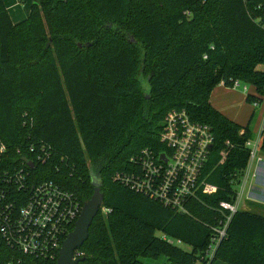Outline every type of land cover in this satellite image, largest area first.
Wrapping results in <instances>:
<instances>
[{
  "label": "trees",
  "instance_id": "obj_1",
  "mask_svg": "<svg viewBox=\"0 0 264 264\" xmlns=\"http://www.w3.org/2000/svg\"><path fill=\"white\" fill-rule=\"evenodd\" d=\"M261 64L264 0H33L18 23L0 0V170L45 144L50 155L31 170L34 181H53L81 204L100 182L108 210L94 217L78 264H264V216L246 210L208 257L219 202L232 199L249 158L248 129L214 108L211 92L237 80L255 89L246 101L261 104ZM174 109L213 135L201 176L217 191L188 200L186 213L113 180L141 149L164 148L159 132ZM260 136L264 153V122ZM56 258L0 246V264Z\"/></svg>",
  "mask_w": 264,
  "mask_h": 264
},
{
  "label": "built area",
  "instance_id": "obj_2",
  "mask_svg": "<svg viewBox=\"0 0 264 264\" xmlns=\"http://www.w3.org/2000/svg\"><path fill=\"white\" fill-rule=\"evenodd\" d=\"M221 84L225 85L223 81ZM240 84L234 80L231 87ZM243 88L247 90L246 85ZM159 140L164 148L159 151L141 149L129 159L132 170L115 172L113 180L164 206L186 213L188 200L217 191L216 185L201 176L213 145L211 128L192 120L185 110L174 109L164 116ZM245 148L249 153L248 162L233 184L232 199L220 201L218 205L222 220L218 227L213 228L209 258L225 237L233 214L242 210L241 203L248 198L247 192L256 177L255 164L261 161L260 136L254 142L247 140ZM28 149L33 158L22 159L12 169L0 170V246L53 260L58 257L62 242L70 226L74 227L83 204L53 181H34L31 170L37 163L48 159L50 150L45 144L38 149L30 144ZM6 150V145L0 141V153ZM100 209L104 212L108 210L102 205ZM168 241L181 244L180 240Z\"/></svg>",
  "mask_w": 264,
  "mask_h": 264
},
{
  "label": "rangeland",
  "instance_id": "obj_3",
  "mask_svg": "<svg viewBox=\"0 0 264 264\" xmlns=\"http://www.w3.org/2000/svg\"><path fill=\"white\" fill-rule=\"evenodd\" d=\"M139 64L141 68H144L145 63L143 59L139 58ZM257 68L264 70V64L258 65ZM139 78L143 83V87L147 91L148 85L146 82V76L140 75ZM243 85L244 84H240L238 87H231V85L218 84L213 88L210 100L214 107L222 110L225 114L227 113L226 115L231 116L235 121L240 122L243 127H246L248 129V140L254 142L257 139L258 132L262 126L264 102H262L261 105H258L256 102H247L245 99L246 91L248 93H254L255 89L251 85H246L247 90L244 91ZM261 156L264 159L263 152ZM249 203L250 201L243 200L240 207L244 208V204L247 206ZM251 205L254 204L252 203ZM252 212L254 211L252 210ZM182 248L187 251L190 250V247L186 245H183ZM144 261L148 264H166L165 259L162 257L158 259L145 258Z\"/></svg>",
  "mask_w": 264,
  "mask_h": 264
},
{
  "label": "water",
  "instance_id": "obj_4",
  "mask_svg": "<svg viewBox=\"0 0 264 264\" xmlns=\"http://www.w3.org/2000/svg\"><path fill=\"white\" fill-rule=\"evenodd\" d=\"M32 166L33 164L30 163V167ZM92 185L93 194L89 200L84 202L81 212L74 223L73 230L63 240L55 264H78L84 260V258L77 256L75 250L87 240L89 227L97 215L104 198L100 182L92 180Z\"/></svg>",
  "mask_w": 264,
  "mask_h": 264
},
{
  "label": "crops",
  "instance_id": "obj_5",
  "mask_svg": "<svg viewBox=\"0 0 264 264\" xmlns=\"http://www.w3.org/2000/svg\"><path fill=\"white\" fill-rule=\"evenodd\" d=\"M3 2L6 6V9H7V12L9 14L10 18H11V21L13 23H18V22L24 20L28 16V14L30 12L31 4L33 3V0H3ZM220 85H221V83H220ZM247 93L248 92H246V95H247ZM252 94H255V92ZM210 102H211V100H210ZM263 102H264V99H263ZM211 105L213 106L212 102H211ZM214 108H216V107H214ZM217 110H219L221 113H223L229 119L235 121L231 116L226 115L227 113L225 114L220 109H217ZM235 122H237L241 126H243L240 122H238V121H235ZM263 122H264V116H263ZM263 122H262V126H263ZM262 126L258 132V136H260ZM241 132H242V130H241ZM260 139H261V136H260ZM261 154H262V152L259 149V156L261 158V161L257 162L255 164L256 177H255L254 182L252 183V185L250 186V188L247 192L248 198L245 199L247 201H250V203H249V205L247 204V206L244 204V208L243 207H241V208H242V210H246V211H250V212H252V210H253L257 214L264 216V159L262 158ZM252 203L254 205H251ZM258 205H260L261 207Z\"/></svg>",
  "mask_w": 264,
  "mask_h": 264
}]
</instances>
